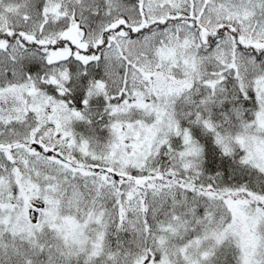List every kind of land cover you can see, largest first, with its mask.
<instances>
[{
    "label": "snow or ice",
    "instance_id": "snow-or-ice-1",
    "mask_svg": "<svg viewBox=\"0 0 264 264\" xmlns=\"http://www.w3.org/2000/svg\"><path fill=\"white\" fill-rule=\"evenodd\" d=\"M0 264H264V0H0Z\"/></svg>",
    "mask_w": 264,
    "mask_h": 264
}]
</instances>
